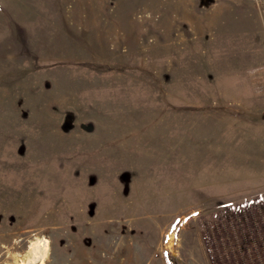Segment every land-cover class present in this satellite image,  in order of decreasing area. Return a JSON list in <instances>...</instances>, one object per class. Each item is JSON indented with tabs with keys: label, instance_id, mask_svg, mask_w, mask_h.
Masks as SVG:
<instances>
[{
	"label": "rangeland",
	"instance_id": "rangeland-1",
	"mask_svg": "<svg viewBox=\"0 0 264 264\" xmlns=\"http://www.w3.org/2000/svg\"><path fill=\"white\" fill-rule=\"evenodd\" d=\"M75 253L264 264V0H0V264Z\"/></svg>",
	"mask_w": 264,
	"mask_h": 264
},
{
	"label": "crops",
	"instance_id": "crops-1",
	"mask_svg": "<svg viewBox=\"0 0 264 264\" xmlns=\"http://www.w3.org/2000/svg\"><path fill=\"white\" fill-rule=\"evenodd\" d=\"M92 259H95L94 257H91ZM90 258V259H91ZM72 259V258H71ZM89 259V260H90ZM88 259H87V261H86V259L85 258H83V257H80V255L79 254H77V253H75V255H74V259H72V263H70V264H90V261H89ZM97 264V262L94 260V262H91V264Z\"/></svg>",
	"mask_w": 264,
	"mask_h": 264
},
{
	"label": "trees",
	"instance_id": "trees-1",
	"mask_svg": "<svg viewBox=\"0 0 264 264\" xmlns=\"http://www.w3.org/2000/svg\"><path fill=\"white\" fill-rule=\"evenodd\" d=\"M213 259H214L213 264H221L220 263V258L218 259L217 255H215L214 253H213Z\"/></svg>",
	"mask_w": 264,
	"mask_h": 264
}]
</instances>
